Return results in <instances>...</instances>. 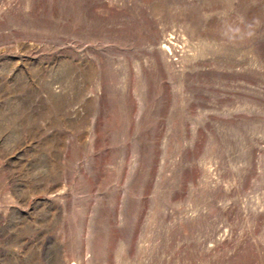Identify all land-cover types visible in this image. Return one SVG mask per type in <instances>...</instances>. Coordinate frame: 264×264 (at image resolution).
Returning <instances> with one entry per match:
<instances>
[{"label": "rangeland", "instance_id": "1", "mask_svg": "<svg viewBox=\"0 0 264 264\" xmlns=\"http://www.w3.org/2000/svg\"><path fill=\"white\" fill-rule=\"evenodd\" d=\"M0 264H264V0H0Z\"/></svg>", "mask_w": 264, "mask_h": 264}]
</instances>
